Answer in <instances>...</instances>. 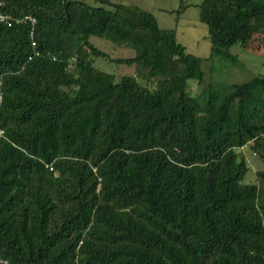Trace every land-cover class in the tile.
I'll use <instances>...</instances> for the list:
<instances>
[{
  "label": "trees",
  "instance_id": "1",
  "mask_svg": "<svg viewBox=\"0 0 264 264\" xmlns=\"http://www.w3.org/2000/svg\"><path fill=\"white\" fill-rule=\"evenodd\" d=\"M96 2L0 0V264H264V167L245 180L264 72L213 76L246 66L232 48L264 37V0H203L205 58L151 11Z\"/></svg>",
  "mask_w": 264,
  "mask_h": 264
},
{
  "label": "rangeland",
  "instance_id": "2",
  "mask_svg": "<svg viewBox=\"0 0 264 264\" xmlns=\"http://www.w3.org/2000/svg\"><path fill=\"white\" fill-rule=\"evenodd\" d=\"M97 5L96 0H84ZM115 3L137 5L151 11L157 18L160 27L176 28L177 39L187 47V51L201 57H208L211 53L212 43L209 36L208 25L200 20V4L203 0H110ZM91 41L100 49L106 51L111 57H131L136 51L129 47H120L112 41L92 36ZM233 52L239 54L245 67L234 66L226 61L215 60L216 65L213 76L217 80L240 82L250 79L256 74L264 72V37L256 38L246 48L239 45L233 46ZM97 64L105 70L121 74H135L136 66L125 63H117L109 58L98 57ZM211 61H205L203 68L206 70L207 79L211 75ZM252 160V169L248 172L245 180H255V171L264 167L254 154L247 151Z\"/></svg>",
  "mask_w": 264,
  "mask_h": 264
},
{
  "label": "built area",
  "instance_id": "3",
  "mask_svg": "<svg viewBox=\"0 0 264 264\" xmlns=\"http://www.w3.org/2000/svg\"><path fill=\"white\" fill-rule=\"evenodd\" d=\"M8 16H6L5 14H3L2 12H0V20L1 21H5L7 20ZM30 18V17H29ZM33 21H35V19L33 18L32 19Z\"/></svg>",
  "mask_w": 264,
  "mask_h": 264
}]
</instances>
